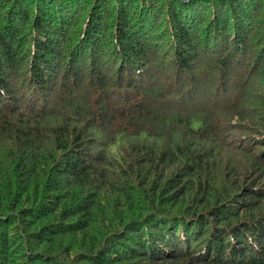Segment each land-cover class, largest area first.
<instances>
[{
  "label": "trees",
  "instance_id": "obj_1",
  "mask_svg": "<svg viewBox=\"0 0 264 264\" xmlns=\"http://www.w3.org/2000/svg\"><path fill=\"white\" fill-rule=\"evenodd\" d=\"M0 264H264V0H0Z\"/></svg>",
  "mask_w": 264,
  "mask_h": 264
}]
</instances>
